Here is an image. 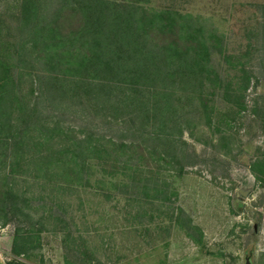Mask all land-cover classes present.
<instances>
[{"label": "rangeland", "instance_id": "1", "mask_svg": "<svg viewBox=\"0 0 264 264\" xmlns=\"http://www.w3.org/2000/svg\"><path fill=\"white\" fill-rule=\"evenodd\" d=\"M149 3L209 19L230 52L250 51L228 61L231 70L236 64L253 70L244 110L217 111L212 126L202 120L193 130L195 139L185 133L182 149L191 156L181 162L182 172L177 162L136 160L131 177L165 181V202L122 200L102 176L114 171L106 152L112 147L101 136L110 129L99 124L96 130L101 135L93 144L98 145L88 156L96 166L107 161L108 166L91 169L89 181L70 155L73 137L88 131L79 119L66 117L48 138L36 130V47L20 58L12 36L21 0H0L7 20L1 34L5 51H0V226L11 244L6 264H80L73 254L67 260V232L76 239L81 264H264V99L259 98L264 95V40L257 35L264 0ZM253 47L261 52L253 55ZM235 73L228 71L227 77ZM16 235L19 255L12 253Z\"/></svg>", "mask_w": 264, "mask_h": 264}, {"label": "trees", "instance_id": "2", "mask_svg": "<svg viewBox=\"0 0 264 264\" xmlns=\"http://www.w3.org/2000/svg\"><path fill=\"white\" fill-rule=\"evenodd\" d=\"M149 4V0H21L12 36L20 58L36 47V130L48 138L61 129L66 117L79 119L88 131L73 137L70 155L89 181L88 172L101 167L88 156L98 145L93 144L101 135L96 130L99 124L110 129L111 134L101 136H107L112 147L106 152L114 171H103L102 176L109 178L116 197L139 203L151 198L165 202L169 186L137 173L131 177L136 160L177 162L182 172L181 162L191 156L182 149L187 145L184 134L195 139L193 130L202 120L212 126L216 112L229 106L240 114L253 72L244 64L229 68L228 61L237 62L250 51L230 52L226 37L209 19ZM5 18L0 13L2 52ZM257 35L264 40V22ZM260 52L253 47L251 53ZM233 70L238 76L228 78L227 72ZM106 166L108 161L101 168ZM56 218L67 222L63 215ZM74 238L69 232L64 237L67 260L73 254L81 264ZM18 239L16 235L14 255L21 254Z\"/></svg>", "mask_w": 264, "mask_h": 264}, {"label": "crops", "instance_id": "3", "mask_svg": "<svg viewBox=\"0 0 264 264\" xmlns=\"http://www.w3.org/2000/svg\"><path fill=\"white\" fill-rule=\"evenodd\" d=\"M6 239H7V236H5V235L1 236V238H0V243L2 244V247L4 246V249H2V253L0 254V264H6L5 263V255L10 250L11 244ZM2 240L4 241V243H2Z\"/></svg>", "mask_w": 264, "mask_h": 264}, {"label": "built area", "instance_id": "4", "mask_svg": "<svg viewBox=\"0 0 264 264\" xmlns=\"http://www.w3.org/2000/svg\"><path fill=\"white\" fill-rule=\"evenodd\" d=\"M4 228H2L1 226H0V238H1V234L4 232ZM2 253V247H1V243H0V254Z\"/></svg>", "mask_w": 264, "mask_h": 264}]
</instances>
